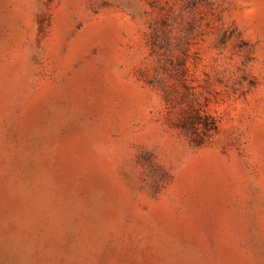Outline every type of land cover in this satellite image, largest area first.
<instances>
[{"label": "rangeland", "instance_id": "rangeland-1", "mask_svg": "<svg viewBox=\"0 0 264 264\" xmlns=\"http://www.w3.org/2000/svg\"><path fill=\"white\" fill-rule=\"evenodd\" d=\"M13 235L24 264H264V0H0Z\"/></svg>", "mask_w": 264, "mask_h": 264}, {"label": "bare ground", "instance_id": "bare-ground-1", "mask_svg": "<svg viewBox=\"0 0 264 264\" xmlns=\"http://www.w3.org/2000/svg\"><path fill=\"white\" fill-rule=\"evenodd\" d=\"M32 193H35L37 195L39 194H45L43 189H37L35 191H32ZM41 204L37 201L35 204L32 205L30 208V212L35 214L38 219L44 218L45 215H41ZM23 220V218L21 217ZM38 223L35 218H33V222L31 225L34 227ZM51 241L55 248H59L60 244H62L63 241V233L60 231H57L52 234ZM0 255L1 257H7L13 261H17L21 264H24L28 261L29 256V242H27L24 238H20L17 235H13L10 237H5L0 239Z\"/></svg>", "mask_w": 264, "mask_h": 264}]
</instances>
